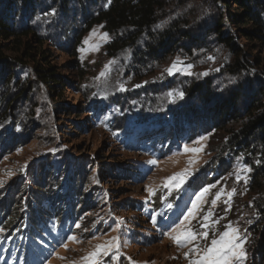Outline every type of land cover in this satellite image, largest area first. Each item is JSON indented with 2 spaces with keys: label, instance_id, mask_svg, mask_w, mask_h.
Wrapping results in <instances>:
<instances>
[{
  "label": "rangeland",
  "instance_id": "374dc122",
  "mask_svg": "<svg viewBox=\"0 0 264 264\" xmlns=\"http://www.w3.org/2000/svg\"><path fill=\"white\" fill-rule=\"evenodd\" d=\"M108 2L0 0L8 25L32 30L43 41L25 38L32 56L25 58V50L11 51L12 42L0 40V264H26L30 254H24L31 250L46 255H33L28 264H193L213 239L231 231L228 225L238 230L246 253L231 264H259L257 237L264 213L257 203L263 192L253 190V179L261 163L227 146L233 125L219 113L230 108L233 95L240 97L237 110L245 112L264 87V45L243 37L230 16L236 13L232 0H169L153 33L178 21L191 36L170 56L143 67L138 56L148 54L150 35L113 53L107 48L113 38L103 25L84 36L74 55L83 19L96 16ZM260 16L264 22V9ZM246 29L253 30L251 25ZM219 31L235 38L236 51L222 43ZM238 54L245 69L236 71L231 66ZM40 69L56 74L64 88L46 84ZM193 87L200 89L196 93ZM208 97L212 102L220 98L223 107L214 106L213 124L196 139L192 131L175 140L145 136L173 124L187 129L188 121L193 123L185 108L209 107ZM177 176L183 178L178 187L169 181ZM53 178H61L65 195L68 185L75 189L82 182L88 200L94 201L85 203L78 221L61 234L56 215L48 214L43 217L47 232L38 235L36 244L28 243L31 221L15 237L21 217L30 213L35 185L48 182L49 190ZM205 188L208 192L197 201ZM56 192L52 187L49 193L57 198ZM74 200H66L65 210L72 214L77 211ZM190 210L194 216L185 220ZM185 230L195 239L178 245L171 237ZM23 239L25 259L12 258L20 251L14 243Z\"/></svg>",
  "mask_w": 264,
  "mask_h": 264
},
{
  "label": "trees",
  "instance_id": "16d2710c",
  "mask_svg": "<svg viewBox=\"0 0 264 264\" xmlns=\"http://www.w3.org/2000/svg\"><path fill=\"white\" fill-rule=\"evenodd\" d=\"M14 1L17 2V0H10V3ZM219 1H224L227 3V0H216V2ZM232 1L236 5V13H232L230 16L234 19V23L236 27L240 29L243 37L249 41L259 40L264 45V22L260 16V11L264 9V4H259L258 2L253 3L251 0ZM169 5V0H109L105 7L97 12L96 16L92 18L85 17L83 19L81 27L77 31V35L74 40L75 46L72 52L74 55L76 54L77 48L81 45L84 36L91 32L95 26L103 25L104 30L108 32V34L113 38V41L107 47L108 50L112 51L113 53H117L131 46H135L140 41L142 36L145 34L150 35V44L148 46L147 52L148 54H145L146 57L143 56V54L138 56L143 67H146L150 61H159L160 57L163 55H165V57L170 56L173 54L175 49L180 48V44H182L183 41L190 39L191 36L182 32V26L184 23H178V21L172 23L165 31L153 33V30H155L160 24V13L167 11V7ZM228 8L231 9L230 7ZM1 9L2 8H0V11H2ZM248 25L252 26V31L246 29V26ZM220 27L221 26L218 25V28ZM221 34L222 31H219L218 35L221 37L220 39L222 43L227 47L232 48L233 51H236V44H232L234 43L235 38H224L225 36ZM30 36L33 37L36 42L43 43V41L40 40L34 31L29 29L21 31L16 28V25L10 26L0 14V40L12 42V48L10 49L11 51L20 53L21 51L25 50V58L32 57L29 52L31 44L29 41L24 40ZM1 57L4 58V55H1ZM258 65L261 66L262 63L258 62ZM231 67L236 71L245 69V64L240 61L239 54L238 58H236ZM39 72L44 73V75L40 77L46 84H53L56 87L64 88V81L60 79L56 80V74H46L48 70L45 69H40ZM13 77L14 75H10L8 78L9 81L12 80ZM210 88L211 83H208V90H210ZM199 89H197V87H193L192 91L194 90V92L197 93ZM208 90L207 92L211 94V92ZM57 92L60 91L57 90ZM208 99L210 100L211 98L208 97ZM239 101L240 97L233 95L230 108H228V110L226 109V111L223 109L220 110L219 115L221 118H225V120L228 118L229 121L226 122L227 125H233V128L228 131L227 146L229 145L232 148H237L241 151V154L258 158L261 163L260 166L256 168L257 172L253 179V190L257 189L259 193L263 192L262 198H260L257 205L258 210L260 212L263 211L264 213V87L259 89L256 96L254 95V97L251 99V104L249 107H247L245 112H239L237 110ZM220 102H222L220 98H217V100L213 102L211 99L209 107L207 106L202 109L197 108L191 112H188L186 107L184 112L185 117L191 118V122L193 123L192 125L188 121L186 124V126H188L187 129L173 124L170 125V127L168 126L153 132H148L145 134V136H150L149 139H158L162 135H171L172 139L175 140L178 137H184L185 135L189 134L191 135L193 132L194 135H192V140H194L196 139V136L201 133L200 131L204 130L208 124H213L212 120L210 119L212 118L210 112L214 109L215 105L220 107L222 105ZM207 104L208 103L205 101L203 105ZM222 107L223 106H221V108ZM207 117L209 118L207 119ZM190 125L191 127L193 126V129L190 128ZM169 152L167 151V153ZM2 153L3 152L0 153V157L2 156ZM47 183L48 182L44 181V185H35L33 190L34 194L31 196L30 202H28L30 206L29 219L32 223L34 241L40 239L38 235H43L45 233L43 230L48 224L47 220L43 219V217H46L48 214H55L56 216L58 214L59 217L56 218L64 219L63 215L66 214L65 208L68 205L66 200L68 201L73 197L75 199L74 209L77 208V211L73 210V214L71 212V215L68 213L69 217L73 221H78L77 218L79 217V214L85 203L89 205L94 201L88 200L89 198L86 194V191H84L82 182H79L78 187L75 189L70 184L66 195L61 191L63 187L61 178L59 180L53 178L52 185L49 190L46 189ZM52 187L56 188V193L58 194L57 198L55 196L56 194L49 193L52 192ZM71 190L73 192H71ZM59 201L61 205L57 209V203H59ZM44 202L48 204L44 206ZM40 206H42L43 209H38ZM46 206L50 209H44ZM7 212L5 211V214H7ZM2 214L3 210L0 209V215ZM24 219L25 216L21 217L22 221H24ZM260 224L263 226L264 221H262ZM261 226H259V229H261ZM20 227L21 226H19V228ZM18 229H16V231ZM257 239L259 242L257 258L259 259V264H264V229L262 232L260 231V235L257 237Z\"/></svg>",
  "mask_w": 264,
  "mask_h": 264
},
{
  "label": "snow or ice",
  "instance_id": "6c2138e0",
  "mask_svg": "<svg viewBox=\"0 0 264 264\" xmlns=\"http://www.w3.org/2000/svg\"><path fill=\"white\" fill-rule=\"evenodd\" d=\"M175 67V65H173ZM169 73H171L172 69H168ZM180 96H183V93H180ZM188 150V149H186ZM191 151H198V149H191ZM251 169H248L250 171ZM169 181H177V187L180 183H183V178L181 176L171 177ZM2 183V182H0ZM209 189L205 188L200 196L197 197V201L201 200L203 195L208 192ZM150 194H154L152 189H149ZM221 193L217 192L216 198L219 199ZM231 195V194H229ZM213 205L216 203V199L212 201ZM193 208H196V202H193ZM211 215V213H209ZM193 211H189L188 216L185 217V220H188L190 217H193ZM207 216H205V220H207ZM153 222H155V218L153 217ZM183 224V222H182ZM231 231H225L222 233L221 238L219 240L213 239L212 244L205 250V255L201 257L199 260L193 261V264H231L232 260H242L246 257V253L243 250L244 241L239 235L237 229L231 228V225L227 226ZM175 231V230H174ZM206 237L207 232L203 233ZM178 245L182 242H190L195 239V235L191 230H185L184 232L171 237ZM115 239V238H113ZM95 255V253H93ZM187 255V253L185 254Z\"/></svg>",
  "mask_w": 264,
  "mask_h": 264
}]
</instances>
